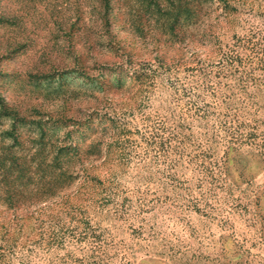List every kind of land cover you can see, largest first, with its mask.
Returning a JSON list of instances; mask_svg holds the SVG:
<instances>
[{"label": "rangeland", "instance_id": "obj_1", "mask_svg": "<svg viewBox=\"0 0 264 264\" xmlns=\"http://www.w3.org/2000/svg\"><path fill=\"white\" fill-rule=\"evenodd\" d=\"M255 31L264 0H0V264H264V109L225 133L202 86Z\"/></svg>", "mask_w": 264, "mask_h": 264}, {"label": "trees", "instance_id": "obj_2", "mask_svg": "<svg viewBox=\"0 0 264 264\" xmlns=\"http://www.w3.org/2000/svg\"><path fill=\"white\" fill-rule=\"evenodd\" d=\"M224 64L220 66L217 74L211 77V73L203 74L204 81L202 86L207 88V91H211V95H220L224 106V114H219V117L223 119L219 122V128L225 133H230L233 135L236 130L233 129L231 121H227L233 113L237 111H245L249 115L248 109H261L264 107L258 106V104L248 96V88L253 86L256 81H264V34L260 31L253 32L248 38L238 39L230 49L223 56ZM219 64V65H220ZM161 67L157 68L160 70ZM214 80V81H211ZM192 89L189 88L187 91L192 93ZM235 91L236 93H233ZM225 92H229V97H226ZM236 96H244L247 102L242 100H233ZM197 98L199 96H196ZM234 101V102H233ZM237 104V105H235ZM208 105H204L202 109L196 108L197 111L206 112ZM64 177L69 178V173L65 172ZM88 235V234H87ZM86 235V236H87ZM88 237V236H87ZM91 237V234L90 236ZM75 262L81 263V260H76ZM64 264V263H63Z\"/></svg>", "mask_w": 264, "mask_h": 264}]
</instances>
